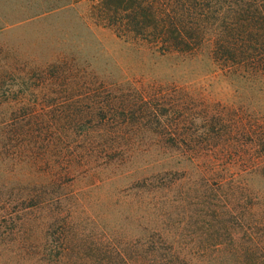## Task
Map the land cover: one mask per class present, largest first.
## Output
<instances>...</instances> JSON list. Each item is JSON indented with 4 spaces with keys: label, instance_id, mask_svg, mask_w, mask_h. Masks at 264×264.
<instances>
[{
    "label": "rangeland",
    "instance_id": "obj_1",
    "mask_svg": "<svg viewBox=\"0 0 264 264\" xmlns=\"http://www.w3.org/2000/svg\"><path fill=\"white\" fill-rule=\"evenodd\" d=\"M64 2L0 0V89L27 98L2 103L0 122L17 115L23 118L20 128L28 125L22 107L38 110L33 123L39 125L46 120L42 112L55 113L72 98L82 100L83 108L98 96L120 90L130 97L136 91L152 104H175V112H161L170 119L180 115L182 132L189 135L176 147L167 140L169 145L147 150L151 135L140 133L124 154L108 161L76 160L66 172L64 160L52 162L55 156L47 150L11 153L15 143L3 135L8 128L0 123V264H51L66 253L57 244L60 232L72 259L99 254V247L107 252L112 243L131 254V243L154 228L166 242L161 254H170L171 245L193 264H244L245 253L259 256L264 252V176L257 162L263 145L238 136L241 112L253 110L261 96L258 83L214 60L210 45L190 54L162 53L108 24L96 8L99 0L56 7ZM62 55L73 58L82 87L60 81L40 88L36 69ZM5 66L15 68L14 75H6ZM64 98L71 99L56 105ZM210 125H221L222 131L208 139L200 132ZM51 166L56 176H65L54 184L47 177ZM150 182L161 187L155 196ZM32 194L34 202L25 199ZM247 207L252 211L244 219L254 226L252 236L239 225L238 208Z\"/></svg>",
    "mask_w": 264,
    "mask_h": 264
},
{
    "label": "trees",
    "instance_id": "obj_2",
    "mask_svg": "<svg viewBox=\"0 0 264 264\" xmlns=\"http://www.w3.org/2000/svg\"><path fill=\"white\" fill-rule=\"evenodd\" d=\"M69 3L70 0H65L56 7H63ZM96 8L99 15L119 33H131L140 37L162 53L190 54L200 47L210 45L211 57L214 60L229 63V69L236 67L246 78L257 82L256 90L261 96L253 105V110L249 113L242 111L241 115L239 114L242 128L238 136L249 138L258 145L262 144L264 151V0H99ZM5 67L3 72L6 75H14L15 68ZM36 70L39 72L40 88L60 81H63L62 86L68 83V86L82 87L77 80L80 70L70 56H57ZM3 83L0 65V87ZM134 92L130 97L127 92L120 90L105 98L98 96L86 102L83 108L80 102L82 100L78 97L72 98L74 101L68 103L70 105L66 103L70 101L67 99L71 98H64L65 102L58 101L56 105L66 104L67 107L60 106L55 109V113L42 112L41 115L46 120H42V124L39 122V125L33 123V117L38 110L28 112L21 107L20 111H23L21 115H26L30 119L28 125H24L25 128L17 125L23 119L21 116L7 118L0 122L8 128L4 130L3 135L7 140L15 143L10 145L9 150L13 148L11 153L30 156L41 149L47 150L55 156L52 162L58 163L59 159L64 160V163H60H63V170L65 169L66 172L76 160L78 162V160L98 158L108 161L107 159L115 155L124 154L127 152L126 148H132L133 144L129 140L140 133L151 135L150 143L146 146L147 150L167 146L169 145L166 144L167 140L175 147L177 143L184 142V135L189 134L182 132V126L178 122L182 121L180 115L177 119H170L168 113L161 112L162 110L175 112L176 105L162 101L161 104H152L145 94L140 93L136 97V91ZM25 100L27 98L23 94L11 96L9 92H1L0 89V105L9 102L20 104ZM221 131V125L216 129L210 125V128L204 126L200 133L209 139L210 136L217 135ZM257 164L264 176V155ZM54 171L53 166L47 170V177L53 181V184L56 180L65 177L59 174L56 176ZM153 178L156 181L158 177ZM150 183L149 191L155 196L161 187L155 184L156 182ZM33 195L25 199L34 202ZM42 201L45 202L46 198L43 197ZM251 211L250 207L238 208L240 228L250 236L254 226L244 218L245 214ZM229 212L233 217L235 216L232 207L229 208ZM62 225L64 231L65 223ZM261 238H264V235ZM59 239L58 247L67 253L69 249L67 237H63L60 232ZM164 244L166 245V242L161 237V233L159 234V230L154 228L145 239L131 243L134 247L131 254H127L125 247L112 243L107 252L99 247L101 254H84L72 259L66 253L64 255L60 253L57 259L50 262L51 264H193L191 258L181 251L176 252L171 245H169V250L172 251L170 254H161V246ZM262 250L264 251V246ZM243 259L244 264H264V252L259 256L245 253Z\"/></svg>",
    "mask_w": 264,
    "mask_h": 264
}]
</instances>
